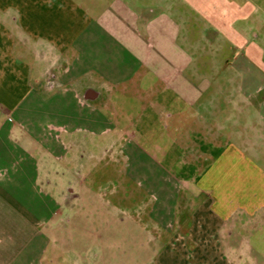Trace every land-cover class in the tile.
Segmentation results:
<instances>
[{"label":"crops","instance_id":"0c3cea01","mask_svg":"<svg viewBox=\"0 0 264 264\" xmlns=\"http://www.w3.org/2000/svg\"><path fill=\"white\" fill-rule=\"evenodd\" d=\"M202 3L0 0V264H75L56 216L89 193L67 179L88 147L120 165L126 203L144 199L114 216L112 246H144L142 264H264V51L194 62L186 12Z\"/></svg>","mask_w":264,"mask_h":264},{"label":"rangeland","instance_id":"374dc122","mask_svg":"<svg viewBox=\"0 0 264 264\" xmlns=\"http://www.w3.org/2000/svg\"><path fill=\"white\" fill-rule=\"evenodd\" d=\"M207 1L209 5L202 3L198 11L186 12L188 18L198 17V21L190 25L195 33L192 40L198 45L194 53L189 54L190 58L199 63H238L241 60L257 62L254 48L259 46L264 51V0ZM225 8L227 13L238 8L248 18L231 21L229 15L225 21L221 16L225 14ZM229 30L230 37L225 38ZM233 73L235 76V70ZM78 154V164L70 166L67 179L78 191L81 190L79 182L84 180L89 193L75 201L69 202L67 199L68 204L61 206L56 216L58 226L55 231L59 240L58 247L61 248L57 253L60 256L66 254L69 257L67 260L75 264H142L147 256L144 246H112L109 240L114 237V232L118 234L113 229L114 216L122 219L124 215L120 214L121 210H132L135 204L142 205L143 197L138 194L129 204L126 203L120 197V191L125 189L118 171L120 165L113 167L108 158L98 161L102 154L91 147ZM59 182L60 178L54 184ZM57 186L61 187V184ZM115 190L117 193L113 194ZM136 217L139 218L138 215ZM133 232L138 240L144 239L140 232Z\"/></svg>","mask_w":264,"mask_h":264}]
</instances>
